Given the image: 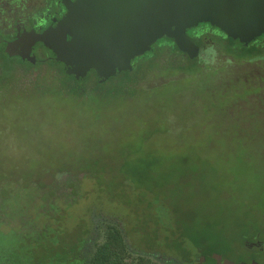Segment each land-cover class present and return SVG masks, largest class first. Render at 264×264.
<instances>
[{"label":"rangeland","instance_id":"rangeland-1","mask_svg":"<svg viewBox=\"0 0 264 264\" xmlns=\"http://www.w3.org/2000/svg\"><path fill=\"white\" fill-rule=\"evenodd\" d=\"M213 35L219 39L210 36L198 64L179 59L174 71L154 64L134 95L120 92L119 78L100 86L91 74L76 82L85 91L70 95L62 85L75 82L70 78L59 82L46 66L31 70L1 54L2 183L23 195L51 187L54 178L93 175L97 185L82 182L72 222L90 224L94 210L119 217L134 245L144 248L152 235L143 241L133 233L134 212L105 199L97 203L94 192L118 190L120 177L149 173L142 186L162 193V209L154 207L162 224L171 217L192 232L223 238L232 261L263 259L264 251L251 250L242 237L264 248V49L242 59L243 48L219 31ZM169 237L160 236L163 246Z\"/></svg>","mask_w":264,"mask_h":264},{"label":"trees","instance_id":"trees-1","mask_svg":"<svg viewBox=\"0 0 264 264\" xmlns=\"http://www.w3.org/2000/svg\"><path fill=\"white\" fill-rule=\"evenodd\" d=\"M226 40L243 48L246 57L242 59L260 56L261 48L256 44L245 47L238 41ZM179 59L189 60L177 49L173 40L163 39L153 46L150 53L132 62V72L118 74L110 80L121 79L120 92L134 95L140 82L146 79L144 74H151L154 64L167 63L168 68L174 71ZM189 61L194 66L199 59ZM148 64L153 66L148 69ZM29 67L31 70L37 69L32 65ZM50 69L52 74L63 78L66 75L56 64H51ZM94 77L100 86L110 81L101 83ZM76 82L63 81L64 90L70 95H80L85 89L77 87ZM151 177L149 173L146 176L132 173V176L125 175L117 180L120 191L115 187L109 192L96 188L93 193L97 203L105 199L134 212L136 223L133 233L140 235L143 241L148 234L152 235V240L146 239L144 248L134 245L130 240L131 233L119 217L101 212L96 214L94 210L90 224L72 222V209L84 196L82 182L89 179L96 184L93 175L78 176L75 181L66 176L54 178L51 187H37L33 193L23 195L13 194L15 185L0 180V264H196L202 257L206 259V264H217L213 259L214 254L227 258L228 248L223 238L221 243L216 235L212 234L209 238L204 232H192L187 223H177L171 217L166 220L167 225L160 222L154 207L158 206V212L160 207L162 209L159 205L162 193L142 186L144 179ZM132 185L134 188L129 187ZM20 199L27 202L18 203ZM151 211L153 214H150ZM141 221L144 222L142 231L137 229ZM162 235L170 236L171 243L163 246ZM247 241L249 238L243 236L242 242L246 246L253 242ZM189 243L197 246L196 251L190 249Z\"/></svg>","mask_w":264,"mask_h":264},{"label":"water","instance_id":"water-1","mask_svg":"<svg viewBox=\"0 0 264 264\" xmlns=\"http://www.w3.org/2000/svg\"><path fill=\"white\" fill-rule=\"evenodd\" d=\"M201 24L248 47L264 36V0H77L56 29L25 34L8 44L6 53L34 64L32 49L42 43L68 75L83 80L94 71L104 83L132 72V62L163 39L173 40L189 60L197 59L200 48L188 31ZM213 259L237 264L219 254Z\"/></svg>","mask_w":264,"mask_h":264},{"label":"flooded vegetation","instance_id":"flooded-vegetation-1","mask_svg":"<svg viewBox=\"0 0 264 264\" xmlns=\"http://www.w3.org/2000/svg\"><path fill=\"white\" fill-rule=\"evenodd\" d=\"M76 1L77 0H0V55L2 54L8 56L6 53L8 44L15 42L19 37H22L25 34L34 32L41 35L47 31L56 29L62 19L68 14L71 5ZM203 27H210V31L206 34L200 32L199 30ZM192 31H194V34L189 36L198 44L200 48V55L205 50L206 43L210 40V36L215 37L213 35V31H219L221 33L220 38L227 39V37L220 30L211 27L210 24H201L197 28L192 29ZM215 38L219 39V37ZM263 38L264 36L258 38L250 45L256 44L261 48V50L264 49ZM71 39V36L68 35V41H71ZM200 55L197 59L200 58ZM14 58H18L24 63L32 65L36 68L46 66L47 70L51 74L50 76L59 82L62 80L63 76L54 73L52 74V69H50L51 64L58 65L62 70H64L66 74L65 76L71 80L78 82L82 81L77 80L73 75H68L66 73L68 68L63 63L57 62L55 54L46 48L42 43H36L32 49V58L35 62L34 64L27 60L24 61L20 57ZM90 74L96 76L94 71H91L88 75ZM255 241L256 243H248V248L251 250L257 248L260 252L264 251L260 242L258 240ZM223 259L230 260L224 257ZM233 262L237 264H264V258H243L242 260Z\"/></svg>","mask_w":264,"mask_h":264}]
</instances>
